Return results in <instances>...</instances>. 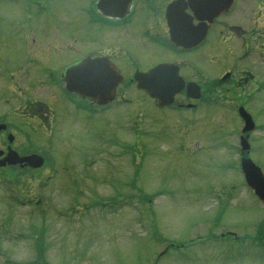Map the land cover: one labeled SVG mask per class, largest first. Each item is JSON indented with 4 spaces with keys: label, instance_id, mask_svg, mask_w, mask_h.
Instances as JSON below:
<instances>
[{
    "label": "rangeland",
    "instance_id": "obj_1",
    "mask_svg": "<svg viewBox=\"0 0 264 264\" xmlns=\"http://www.w3.org/2000/svg\"><path fill=\"white\" fill-rule=\"evenodd\" d=\"M19 1L30 5L29 0H15ZM51 6L60 9L54 3ZM66 17L65 10L59 14L53 23L56 29L71 28L73 22ZM10 21L15 29L35 35L33 25L19 24V19ZM143 22L138 17L130 20L134 42ZM75 27L80 28L77 24ZM124 44L132 56L138 55L135 44ZM3 50L0 42V52ZM102 50L117 51L112 45ZM38 54V59L48 65L59 61L57 50ZM215 66V61L202 63L203 70L215 71ZM6 71L7 68L0 71V80ZM119 94L135 102L122 100L119 106L105 109L101 116L90 115L81 125L97 136L104 119L107 122L116 118V123L121 121V135L111 134L118 127L115 124L104 132V141L76 150L72 162L74 183L68 188L60 183L42 188L35 171L21 173L18 180H24L23 186L0 184V213L8 195L64 201L48 212L40 204L31 210L16 205L12 214L1 213L0 264H152L155 252L165 242L173 246L155 264H264V238L255 240L250 232L261 223H256L258 220L264 223V209L250 201L252 195L243 183L235 145L239 129L235 111L228 113L211 104L192 114L191 120L177 123L185 111L158 109L143 94L132 92L129 84H123ZM4 97L0 95V105H6ZM233 98L248 103L243 93ZM257 98L254 95L252 99ZM249 103L246 108L255 113L261 124L253 133L256 143L253 142L251 156L264 169V107ZM100 117L104 118L98 120ZM114 139L116 142L112 143ZM89 141L86 132L77 134L78 147ZM67 142L69 147H62L64 157L73 146ZM132 181L135 190L129 187ZM116 188L122 198L125 196L123 200H131L132 207L121 203L108 205L114 209L106 204L96 205L97 201L108 202L104 199L116 194ZM68 197H73V212L66 209ZM32 226L38 229L32 231ZM42 226L46 232L39 228ZM219 227L234 229L238 238L213 237L217 233L214 229ZM44 241L43 257L37 263L35 246Z\"/></svg>",
    "mask_w": 264,
    "mask_h": 264
},
{
    "label": "flooded vegetation",
    "instance_id": "obj_2",
    "mask_svg": "<svg viewBox=\"0 0 264 264\" xmlns=\"http://www.w3.org/2000/svg\"><path fill=\"white\" fill-rule=\"evenodd\" d=\"M38 29L40 32L42 31V27H39ZM221 33L232 34L233 38L236 40L238 45L237 50L235 48L229 50V52L227 53L228 57L234 59L236 56H238V54H242V58H247V61L249 63L253 64L258 68L255 70V73H252L247 69H243L241 64L232 63L229 69L227 70V72H229V76L227 77V79H223L221 81H218L217 83H212L211 87L209 88V91L212 93L209 94L214 95L215 92L218 91L232 93L236 90L244 91L245 89H258L260 91H264V17L259 27L252 26L242 28L240 26H237L234 20L224 21ZM120 34L122 35V33ZM120 34L116 40L118 41V45L120 46L121 50L127 48L124 43H126L127 45L128 43H132L137 46L136 53L138 55H136V59L137 61L141 62L140 66L143 65V62L148 65L156 61L166 60L165 57L157 55L154 51H152L145 40L141 41L139 37H135L134 42L131 37H123L125 36V34H123V36H121ZM40 39H42V37H40ZM40 44H42V41ZM115 55L119 58L125 59L127 62L128 56L125 51H122V55H120L119 53ZM38 57L39 54H37V57L35 58L41 63L42 61H40ZM193 60L194 59H188L187 61L192 62ZM137 61L133 59L132 63L136 65ZM180 61L181 63L179 64V68L182 74L184 75L185 79L197 81L198 79L195 77V71L189 70L188 67L185 68V58H181ZM14 74H17L16 78L11 79L10 81H12L15 85L19 86L26 82L25 75H27V73L22 63L19 62L17 64ZM39 80L44 85H49L46 79L39 78ZM200 90L201 92H203L201 85ZM35 112L37 113L38 117H42L45 115L42 106L37 107ZM28 202L31 203V199H28Z\"/></svg>",
    "mask_w": 264,
    "mask_h": 264
},
{
    "label": "water",
    "instance_id": "obj_3",
    "mask_svg": "<svg viewBox=\"0 0 264 264\" xmlns=\"http://www.w3.org/2000/svg\"><path fill=\"white\" fill-rule=\"evenodd\" d=\"M140 77H141L140 84L143 86V88L148 90H150L151 88H155L154 91L157 92L160 91V94L162 95V97L161 96L159 97L164 98L166 100H168L167 99L168 95H166L168 94V91L170 92L171 91L170 89L173 87L175 90L177 89V87H175L176 80L173 77V73L170 70H168V68L166 67L155 68L153 71L141 75ZM155 82H157V84L153 86ZM102 95L106 96V98L108 96V94H102ZM248 163H249L248 161H245L243 163V167L248 176L249 181H251V179H257L255 169L251 166V164L249 165ZM255 187L258 193L264 198V184L257 182Z\"/></svg>",
    "mask_w": 264,
    "mask_h": 264
}]
</instances>
